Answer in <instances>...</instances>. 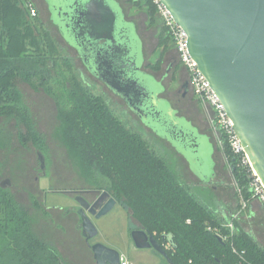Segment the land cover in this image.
<instances>
[{
	"label": "trees",
	"instance_id": "trees-1",
	"mask_svg": "<svg viewBox=\"0 0 264 264\" xmlns=\"http://www.w3.org/2000/svg\"><path fill=\"white\" fill-rule=\"evenodd\" d=\"M143 1L151 15L158 14L153 0ZM25 4L26 0H0V118L22 122L29 132L23 141H34L36 133L17 81L42 89L55 102L59 133L81 176L94 189L109 192L141 229L155 236L170 260L164 257L166 264H264V249L248 233L240 231L226 242L216 235L215 229L228 232L216 211L198 199L196 186L186 185L141 135L129 131L102 98L88 91L73 60L62 55ZM166 41L172 44L168 33ZM4 136L0 127V147ZM230 162L248 198L247 173L235 157ZM0 264H64L34 232L33 219L1 186Z\"/></svg>",
	"mask_w": 264,
	"mask_h": 264
},
{
	"label": "water",
	"instance_id": "water-1",
	"mask_svg": "<svg viewBox=\"0 0 264 264\" xmlns=\"http://www.w3.org/2000/svg\"><path fill=\"white\" fill-rule=\"evenodd\" d=\"M45 1L53 23L95 77L185 158L189 153L198 154L194 166L201 163L200 171L212 168L214 172L202 184L213 185L216 164L206 156L210 137L183 122L177 111L159 97L162 86L141 71L142 43L135 24L126 21L120 5L115 0ZM159 1L186 32L191 57L224 105L252 168L264 184V0ZM160 129L164 136H160ZM38 159L45 171L46 160L41 151ZM193 172L197 176V170ZM199 176L202 178L200 173ZM0 186L8 190L11 182L4 180ZM75 200L80 229L95 263L120 264L119 251L89 243L98 235L92 218L99 220L109 214L118 205L117 200L107 191L98 192V199L93 202L82 195ZM131 237L137 249L154 250L170 261L154 235L136 229Z\"/></svg>",
	"mask_w": 264,
	"mask_h": 264
},
{
	"label": "rangeland",
	"instance_id": "rangeland-1",
	"mask_svg": "<svg viewBox=\"0 0 264 264\" xmlns=\"http://www.w3.org/2000/svg\"><path fill=\"white\" fill-rule=\"evenodd\" d=\"M117 1L121 4L120 7L123 8L126 18L135 23L137 34L143 41L144 70L155 76L165 86L166 92L162 94V97L169 100L168 102L178 111L179 117L187 118L201 134L211 136L208 115L203 105L193 92L185 99L179 92L182 80L187 75L185 67L182 64L174 67L165 78L168 66L177 61L178 55L173 43L166 41L164 26L158 14L151 15L149 7L143 4V0ZM32 2L44 29L48 30L57 42L62 55L73 60L72 64L75 66L78 78L88 91L102 98L129 131L141 135L151 150L159 157L166 159L186 185L196 186L194 192L198 199L202 204L216 210L218 219H225V217L229 219L231 211L232 213L240 211L241 200L236 191L235 179L217 144L210 142L206 150V156L216 164L215 184L211 187L204 185V187H198L205 178H212L214 173L212 168L200 171L201 163H196L197 168L194 166V161L196 162L200 157L198 154L188 152L190 155L188 154L186 158L190 160L189 162L169 141L158 137L138 117H135L120 98L90 75L78 53L68 46L58 29L51 23L44 1L32 0ZM19 86L29 110L36 139L24 142L23 137L29 136L25 125L17 119L0 118V127L6 135L2 139L3 146L0 147V181L11 182V187L8 189L10 195L33 219V230L43 242L48 241L53 246L56 245L54 247L62 255L64 264H93L90 257L92 253L76 230L80 218L78 219L76 213L72 211L78 206L75 195L72 193L97 189H94L81 176L68 152L64 139L59 133L61 121L55 102L42 89L35 90L24 82H19ZM159 134L165 135L161 129ZM40 151L46 160L45 171L41 170L38 159ZM194 170H197V176ZM199 173L202 178H199ZM103 186L106 188L109 186L107 180ZM91 198L93 199V196L88 197L92 200ZM221 204L224 208L220 209ZM56 208L63 211L53 213L59 219H47L51 216L47 214H51V210ZM129 213L130 211L118 204L101 219L92 218L98 235L91 243H101L117 250L120 256L128 257L135 264H156L157 261L166 264L165 258L154 250L136 248L131 233L137 228L133 223L134 218ZM242 217L244 213L239 219ZM223 224L226 225V222Z\"/></svg>",
	"mask_w": 264,
	"mask_h": 264
},
{
	"label": "built area",
	"instance_id": "built-area-1",
	"mask_svg": "<svg viewBox=\"0 0 264 264\" xmlns=\"http://www.w3.org/2000/svg\"><path fill=\"white\" fill-rule=\"evenodd\" d=\"M154 5L157 8L158 16L160 17L166 33L170 36L172 43L179 54V60L181 64L187 69L190 76V83L192 92L198 101L203 105L208 115V121L211 128V136L213 137L218 148L222 152L226 160V164L229 166L232 172V164L230 157H235L237 166L247 173L248 180V192L249 197L247 198L244 193V189L235 180L236 191L241 200V209L236 212L229 223L223 224V228L227 230L228 234H222L221 230L215 229L216 235L224 242L234 238L238 234L236 226L237 221L244 213L250 203L253 200H258L264 205V184L260 177L252 168V163L248 154L246 153L242 142L235 132L234 124L228 117L224 105L218 100L219 98L211 88L209 81L198 69V65L195 60L191 57L188 50V36L186 32L175 22L171 13L166 9L165 6L161 5L159 0H153ZM25 6L29 9L30 15L33 18L38 16L35 10V5L32 0H26ZM227 150L230 155L227 154ZM209 231H213L210 227ZM168 248V247H167ZM169 249V248H168ZM235 255L241 258L243 262V255L240 254L235 247L233 251ZM120 264H135L128 259V257L121 256Z\"/></svg>",
	"mask_w": 264,
	"mask_h": 264
},
{
	"label": "crops",
	"instance_id": "crops-1",
	"mask_svg": "<svg viewBox=\"0 0 264 264\" xmlns=\"http://www.w3.org/2000/svg\"><path fill=\"white\" fill-rule=\"evenodd\" d=\"M19 82H22V81L21 80L17 81V86L21 90V88L19 86ZM210 142L214 143L215 141H213V139L211 138ZM216 176H217V173H216ZM214 184H215V182H214ZM214 184L213 185H208V186L204 185V184H201L198 187H200V186H202V187H204V186L211 187V186H214ZM221 207L224 208V205L221 204L220 205V209H221ZM55 212L56 213L57 212L61 213L63 211L61 209H57V208H56V210L52 209L51 210V214L50 213L47 214V215H51L50 218H47V219H59V217L57 215L56 216L53 215V213H55ZM232 212L233 211H231L230 214H229V219L227 217H225V219H218V220L222 224L225 223V222L229 223L231 221V219L233 218V216L235 215V213H232ZM216 213H217V211H216ZM262 217H264V205L261 202H259L258 200H253L250 203L248 209L244 212V217H242L241 219L238 220L237 229H238V232L243 231V232H246L249 235H251V237H253V239L257 242V244L261 248H264V219H262ZM78 219H79V217H78ZM80 222L81 221L79 219V221H78L79 224H77V226H76L77 229L76 230L80 234L82 239H84L82 230L80 229ZM133 223L136 225L137 229H141L139 223L136 220L133 219ZM46 243H48L50 246H52L58 252V250L54 247L56 245L53 246L48 241ZM84 243H85V240H84ZM86 247H87V245H86ZM87 249H89V248L87 247ZM58 253L60 255V252H58ZM91 253H92V251H91ZM61 256L62 255H60V258H61ZM92 256H93V253L91 254L90 257L92 258L93 264H96L95 260H94V257H92ZM62 261H63V259H62ZM165 262L167 263L166 260H165ZM156 264H165V263H162L161 261H157Z\"/></svg>",
	"mask_w": 264,
	"mask_h": 264
},
{
	"label": "flooded vegetation",
	"instance_id": "flooded-vegetation-1",
	"mask_svg": "<svg viewBox=\"0 0 264 264\" xmlns=\"http://www.w3.org/2000/svg\"><path fill=\"white\" fill-rule=\"evenodd\" d=\"M44 1V3L46 4V6H47V9H48V11H49V6H48V4H47V2L45 1V0H43ZM120 6H121V4L117 1V0H115ZM119 6V7H120ZM121 9L123 10V8L121 7ZM124 12V11H123ZM49 14H50V19H51V13H50V11H49ZM125 15V14H124ZM125 18H126V16H125ZM51 21H52V19H51ZM126 21L127 22H129V23H132L131 21H129L127 18H126ZM51 23H53V21L51 22ZM133 24H135V23H133ZM53 25L55 26V24L53 23ZM57 29H58V27L57 26H55ZM58 31H59V29H58ZM59 33H60V31H59ZM60 35H61V33H60ZM138 36H139V34H138ZM61 37L63 38L64 36H62L61 35ZM139 38H140V40H141V43H142V54H141V56H142V58H143V61H144V44H143V41H142V39H141V37L139 36ZM64 39V38H63ZM64 41L67 43V41L64 39ZM68 44V43H67ZM68 46L70 47V48H72V49H74L77 53H78V56H79V58L81 59V61H82V63H83V65H84V67L87 69V71L90 73V75L94 78V79H96V80H98L96 77H95V75H94V73L89 69V67H87L85 64H84V62H83V60H82V58H81V56L79 55V52L75 49V48H73L71 45H69L68 44ZM175 51H176V49H175ZM176 53H177V51H176ZM177 55H178V59H177V61H175L174 63H171L169 66H168V69H167V72H166V76H165V78H167L168 76H169V74H170V72H172L173 71V69H174V67H176V66H181V62H180V58H179V54L177 53ZM145 62V61H144ZM144 62H143V66H142V68H141V71L143 72V73H146V74H148V75H150L148 72H146L145 70H144ZM185 70H186V73H187V75H186V78L185 79H183L182 80V83H181V88H180V90H179V92L180 93H182V98H186V97H188L189 95L191 96V93H192V87H190L191 86V83H190V76H189V73H188V71H187V69L186 68H184ZM153 78H154V80H155V82H157L158 84H159V86L161 87L162 86V88H163V93H165L166 92V89L164 88L165 86H163L162 85V83L159 81V80H157V78L155 77V76H153V75H151ZM99 81V80H98ZM100 82V81H99ZM102 83V82H101ZM103 84V83H102ZM104 85V84H103ZM105 86V85H104ZM106 87V86H105ZM107 88V87H106ZM163 93H161L160 94V98H162V99H164V100H166L167 102L169 101L168 99H165V98H163L162 97V94ZM121 99V98H120ZM121 101H123V100H121ZM124 102V101H123ZM169 103V105H170V107H171V109L172 110H174V111H177V110H175V108H173V106H172V104L170 103V102H168ZM124 104H125V102H124ZM126 105V104H125ZM127 107V106H126ZM128 108V107H127ZM129 109V108H128ZM130 110V109H129ZM178 112V111H177ZM177 115H178V113H177ZM179 117V116H178ZM179 118H183L182 120H183V122H187V123H189L190 125H191V127L193 126L194 128H196L198 131H199V129L197 128V127H195L193 124H191V122L190 121H188V119L187 118H185V117H179ZM201 133V132H200ZM208 137H210V140H211V136H209V135H207ZM98 192H101V191H99V190H83V191H75V192H73L72 194H74L75 195V197L74 198H76L77 197V195H82L83 196V198L85 197L87 200H89L90 202H93V201H95L96 199H98ZM89 196H93V199L92 200H90V199H88V197ZM76 209V210H75ZM79 210V206H77V207H75L72 211L73 212H75L76 213V215H78V213H77V211ZM79 217V216H78ZM81 223V222H80ZM84 237V236H83ZM84 240H85V243L87 242L86 241V239H85V237H84ZM92 242V240L89 242L91 245H94V244H96V243H94V244H92L91 243ZM86 245H87V247L91 250V248H90V246L88 245V243H86ZM92 251V250H91Z\"/></svg>",
	"mask_w": 264,
	"mask_h": 264
}]
</instances>
